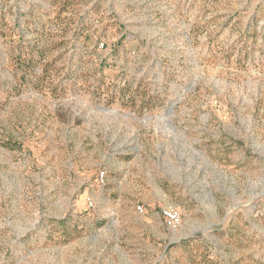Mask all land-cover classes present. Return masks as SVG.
I'll list each match as a JSON object with an SVG mask.
<instances>
[{
    "label": "rangeland",
    "instance_id": "obj_1",
    "mask_svg": "<svg viewBox=\"0 0 264 264\" xmlns=\"http://www.w3.org/2000/svg\"><path fill=\"white\" fill-rule=\"evenodd\" d=\"M0 264H264V0H0Z\"/></svg>",
    "mask_w": 264,
    "mask_h": 264
},
{
    "label": "crops",
    "instance_id": "obj_2",
    "mask_svg": "<svg viewBox=\"0 0 264 264\" xmlns=\"http://www.w3.org/2000/svg\"><path fill=\"white\" fill-rule=\"evenodd\" d=\"M134 220L137 221V222H139V221L142 222V220H143V221H147V223H151V224H147V226L152 225L153 222H155V221L157 222V225H159V224L163 225L162 221L159 223V216L152 217V216H139V215H136ZM142 223H145V222H142ZM161 227H163V226H161ZM147 232H149V236H150V234L152 235V237H155V238H157V236H158V234L153 233L152 229L148 230ZM140 235L144 236L145 234L140 233ZM137 237H139V235H137ZM131 251H132L133 255L136 254V256H142V255L143 256H147V254H149L148 252H153L154 253V251L144 250V249H141V248H136V249L131 250Z\"/></svg>",
    "mask_w": 264,
    "mask_h": 264
},
{
    "label": "built area",
    "instance_id": "obj_3",
    "mask_svg": "<svg viewBox=\"0 0 264 264\" xmlns=\"http://www.w3.org/2000/svg\"><path fill=\"white\" fill-rule=\"evenodd\" d=\"M102 46H104V45L102 44ZM138 210L142 211V207H139ZM165 216H166V219H167L169 225L176 224V222H177V215L176 214L171 213V212H165Z\"/></svg>",
    "mask_w": 264,
    "mask_h": 264
},
{
    "label": "water",
    "instance_id": "obj_4",
    "mask_svg": "<svg viewBox=\"0 0 264 264\" xmlns=\"http://www.w3.org/2000/svg\"><path fill=\"white\" fill-rule=\"evenodd\" d=\"M170 111H172V110H170Z\"/></svg>",
    "mask_w": 264,
    "mask_h": 264
}]
</instances>
